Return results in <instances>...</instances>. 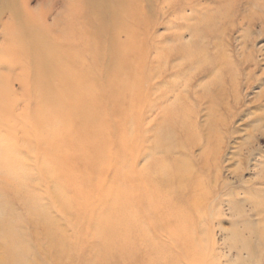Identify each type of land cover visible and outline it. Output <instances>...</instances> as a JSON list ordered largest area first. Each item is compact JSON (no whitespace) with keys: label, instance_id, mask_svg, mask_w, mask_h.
<instances>
[{"label":"rangeland","instance_id":"obj_1","mask_svg":"<svg viewBox=\"0 0 264 264\" xmlns=\"http://www.w3.org/2000/svg\"><path fill=\"white\" fill-rule=\"evenodd\" d=\"M171 2L138 6L141 40L120 50L73 40L80 14L63 11L95 132L37 125L31 87L15 83L18 114L0 115V264H264V0ZM54 154L71 173L46 170Z\"/></svg>","mask_w":264,"mask_h":264},{"label":"bare ground","instance_id":"obj_2","mask_svg":"<svg viewBox=\"0 0 264 264\" xmlns=\"http://www.w3.org/2000/svg\"><path fill=\"white\" fill-rule=\"evenodd\" d=\"M45 1L46 0H0V115H3L2 119H4L6 117V118H9L11 120H14V118H15L14 115L18 114V113H16V111H18L17 108H19V106H20V101L17 100V98L15 97V93H14V85L16 82H18V84L22 87V92L27 91L29 89V87H31L30 88L31 93L29 94V92H28V94L30 96H32V98H33L32 101L34 102V108L37 111V113L35 115V117H36L35 123L37 125L38 124L40 125L41 123H38V122H41L44 119L46 120L47 118H52V120H55L54 121L55 123L58 122V126L62 125V127L65 128V126L68 124L73 129V126H75L74 124L76 123L74 120H76V118H78L79 119L78 125H80V127L82 129L85 126L89 130V132L92 130L95 132V126L99 127V125H100L99 118L95 117V115L93 113L92 106H90V107H89V105L87 107L86 106H80L77 98L75 97V95H76L75 93H77V91L79 90L77 88V85H76L78 75H79V77H84L86 75L85 80H87V75H90V74L88 72L83 73V72L79 71L78 61L77 62L72 61L73 57H71V55H73V54L68 52L69 50L63 46L62 41L65 38V36L63 34L64 31L61 29V23L63 22L62 20H64V17H63L64 12L63 11L66 9L67 10L69 9L70 12H72L73 18L72 17L70 18L69 16H67V19L70 18V20H72V22L74 20L75 15L77 14L75 12H79V14H80L79 19L82 20L83 27L77 26L76 23H74L73 25L69 26V29H66V30H69L70 37L73 38V40H74V38H79V39L81 38V39L90 40V39H93L94 37L95 38L98 37V39H100V41L102 42L103 38L104 39L108 38L110 40L111 45L119 47L118 50H120V48H122V47L123 48L128 47L130 45V43L137 42L138 40H141L139 38V35L137 34V33H139V31L131 28V26L129 25L130 22L133 21L135 18H137V17L140 18V16L142 17L140 10L137 9L138 6H142L145 3L148 5H151L152 3H154L155 5L157 3L158 4L160 3L164 7H166L167 5L169 7L172 2H171V0H54L55 3H53V5L51 7L44 8L43 3ZM168 12H169V10H168ZM161 13H163V12H161ZM175 15H178V14H175ZM171 16H173V15H171ZM169 19H172V18H169ZM75 20H78V18H75ZM188 20H190V19H187V21ZM154 23H155V21H154ZM184 24H186V23H184ZM201 24H203V23H200L199 25H201ZM188 25H190V24L188 23ZM185 26H187V25H185ZM185 26H184V28H185ZM188 27H189V30L191 31V30H194L195 28H197L198 26L196 24H194V25L191 24V26H188ZM81 28L84 29L83 32H79V31H81ZM178 30H181V29L178 28ZM184 32H186L185 29H184ZM179 33H181V31ZM188 33H187V35H188ZM172 34H174V33H172ZM182 36H183V34H182ZM123 37H125V40H123L124 39ZM157 37H159V36H157ZM186 42H188V41H186ZM100 45H101V43H100ZM94 46H95V44H94ZM145 50H146V48H145ZM156 50H157V48H156ZM158 55L160 56V54H158ZM174 58H175V56H174ZM178 61H180V60H178ZM190 61H193V59ZM177 65H179V64H177ZM177 65H175V66H177ZM175 66H174V68H175ZM191 66L193 67V64ZM202 67H204V66H202ZM221 67H223V66H221ZM166 68H167V66H166ZM150 72H151V70H150ZM20 76H21V78H20ZM156 80H154V81H156ZM90 82H91V80H90ZM86 83H88V82L86 81ZM154 84H155V82H154ZM202 88H204V87H202ZM185 92H186V90H185ZM155 94H157V93H155ZM16 96H18V95H16ZM179 97H181V96H179ZM222 97H224V96H222ZM29 98H28V100H29ZM24 100L25 99H23V101ZM200 102H202V101H200ZM183 106H185V105H183ZM134 107H136V106H134ZM21 109L23 110V108H21ZM139 110H141V109H139ZM20 113H21V111H20ZM23 113H24V111L22 112V114ZM167 116H166V118H167ZM40 118L43 120H40ZM2 119H1V121H2ZM157 119H158V117H157ZM172 119H173V117H172ZM152 120H153V118H152ZM27 121H29V120H27ZM185 121L187 122V119H185ZM176 125H177V123H176ZM5 126H7V125H5ZM173 126H175V125H173ZM20 128H22V127L20 126ZM169 128H168V131H170ZM41 130L42 129L40 127H38L37 131H41ZM16 131H18V130H16ZM0 132H2V131H0ZM22 133H23V131H21V134ZM163 134L164 133L162 132V135ZM56 136L57 135L55 133L53 135V137L56 138ZM156 136H158V135H156ZM166 136H165V138H166ZM168 138L169 137H167V139ZM145 139H146V137H145ZM172 146H173V144H172ZM1 151L2 150H0V152ZM44 152L45 151H43V153ZM176 154H178V153H176ZM165 158H166V156H165ZM162 159H164V157L161 158V160ZM164 161L166 162V160H164ZM66 162H67V160L63 159L62 156L59 157V154L58 155L54 154V155H52L51 159H49L48 162L45 163V165H44V162H42V165H44L46 167V170L49 171L50 174H52V175H54L55 173L56 174H59V173L68 174V172L71 173L72 171L65 170L66 169L65 168ZM71 163H73V161L69 159V164H71ZM70 167H71V165H70ZM190 168L192 169V167H190ZM149 173L147 175H149ZM194 173H195V175H197L199 173L198 169H196V171H195L193 168L191 175H194ZM169 175L171 176V173ZM145 177H146V174H145ZM178 177H180V176H178ZM200 177H198L199 180H200ZM170 178H172V176ZM144 180H145V178H144ZM155 181H157V180H155ZM5 186H7V185H5ZM179 186H180V182H179ZM202 195H203V193H202ZM199 201H200V199H199ZM190 205H191V203H190ZM36 206H34V207H36ZM30 222H31V220H30ZM203 225H202V227H203ZM39 226H40V224H39ZM37 228H39V227H37ZM42 229H44V228H42ZM47 229H48V227H47ZM37 243H38V241H37ZM49 243L50 242H48V244ZM48 247H49V245H48ZM250 247H252V246H250ZM242 258H243V256H242ZM2 260H3V258H2ZM11 263H13V262H11Z\"/></svg>","mask_w":264,"mask_h":264}]
</instances>
